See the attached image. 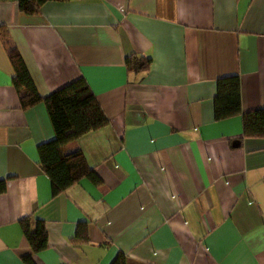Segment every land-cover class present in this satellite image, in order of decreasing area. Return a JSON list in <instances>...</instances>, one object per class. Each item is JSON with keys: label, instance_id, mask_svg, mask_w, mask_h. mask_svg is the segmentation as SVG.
Wrapping results in <instances>:
<instances>
[{"label": "crops", "instance_id": "0c3cea01", "mask_svg": "<svg viewBox=\"0 0 264 264\" xmlns=\"http://www.w3.org/2000/svg\"><path fill=\"white\" fill-rule=\"evenodd\" d=\"M0 264H264V137L214 118L216 82L238 76L241 108H264V0H0ZM42 96L83 77L109 124L67 143L83 178L52 196L37 146L43 102L22 109L4 43ZM131 54L150 59L127 73ZM42 220L33 253L19 221ZM80 223L88 242L76 239Z\"/></svg>", "mask_w": 264, "mask_h": 264}, {"label": "trees", "instance_id": "16d2710c", "mask_svg": "<svg viewBox=\"0 0 264 264\" xmlns=\"http://www.w3.org/2000/svg\"><path fill=\"white\" fill-rule=\"evenodd\" d=\"M16 1L22 13L34 15L40 12L43 3L63 0ZM3 29L0 27V35L4 38ZM4 45L14 69L12 84L19 95L20 107L26 109L43 102L53 127L54 137L37 146L38 165L50 182L52 196L64 192L83 178L100 185L101 180L87 164L80 150L68 153L63 150L67 143L109 124V119L86 80L79 77L42 96L38 93L17 48L9 42ZM125 66L127 73L144 72L149 69L150 59L131 54L126 57ZM235 115H240L242 118V137H264V108L243 111L238 76L221 77L216 82L214 118L221 120ZM19 224L33 253H38L47 247V231L42 220L26 217L21 219ZM76 239L88 242L85 223L78 225L74 244ZM23 260L27 264H34L29 256L24 257ZM110 264H127L125 255L119 252Z\"/></svg>", "mask_w": 264, "mask_h": 264}]
</instances>
